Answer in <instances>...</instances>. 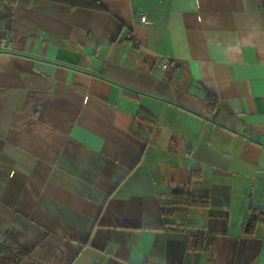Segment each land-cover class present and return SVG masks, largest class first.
<instances>
[{"label": "crops", "instance_id": "crops-1", "mask_svg": "<svg viewBox=\"0 0 264 264\" xmlns=\"http://www.w3.org/2000/svg\"><path fill=\"white\" fill-rule=\"evenodd\" d=\"M96 1L0 17V247L30 250L20 264H264V218L243 233L264 210L260 1ZM184 187L209 203L167 223ZM199 228L210 249L190 246Z\"/></svg>", "mask_w": 264, "mask_h": 264}, {"label": "trees", "instance_id": "trees-1", "mask_svg": "<svg viewBox=\"0 0 264 264\" xmlns=\"http://www.w3.org/2000/svg\"><path fill=\"white\" fill-rule=\"evenodd\" d=\"M17 0H0V17L10 13L12 6ZM70 4L71 6H82L95 10L102 9V6L96 0H57ZM264 11V0H259ZM209 100L214 97L208 94ZM215 105V104H214ZM213 106V105H212ZM168 194L169 201H161L162 211L167 223L172 222V216L178 206H206L209 203V197L206 194H196L189 187L173 189ZM249 214L243 224V233L249 234L254 230L255 222L258 218H264V210L259 207H250ZM199 226V225H193ZM202 227V226H201ZM190 246L194 250L210 249L213 245V236L202 228L191 230ZM30 255V250L26 249L12 238L6 237L0 247V264H20Z\"/></svg>", "mask_w": 264, "mask_h": 264}, {"label": "built area", "instance_id": "built-area-1", "mask_svg": "<svg viewBox=\"0 0 264 264\" xmlns=\"http://www.w3.org/2000/svg\"><path fill=\"white\" fill-rule=\"evenodd\" d=\"M139 16H140V20H141L143 23H148L149 19H148V15H147V12H146V11H141V12L139 13ZM4 45H5V40L2 39V40L0 41V48H1V47H4ZM168 64H169V61H168V60H165V61H163V62L161 63V66H162V67H167Z\"/></svg>", "mask_w": 264, "mask_h": 264}]
</instances>
